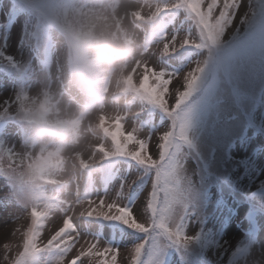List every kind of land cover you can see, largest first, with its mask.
<instances>
[{
	"label": "rangeland",
	"instance_id": "374dc122",
	"mask_svg": "<svg viewBox=\"0 0 264 264\" xmlns=\"http://www.w3.org/2000/svg\"><path fill=\"white\" fill-rule=\"evenodd\" d=\"M178 1L82 0V6L93 4L94 11L106 14L104 18L113 21L117 51L124 43L133 49L125 57V60L131 59L126 74L106 95L119 91L128 81L133 88L151 92L169 115L180 98L191 93L198 81L203 82L209 46L193 53L190 59L183 57V49H196L203 42L200 26L193 17L183 15V27L176 23L163 36L155 37L147 50L141 47L144 30L153 33L157 17ZM231 2H195L213 40L217 39L221 14ZM15 4L4 2L6 10H0V24L3 15ZM247 5L248 0H244L243 7ZM239 16L240 13L231 23L242 33L247 26L240 24ZM134 22L144 30L134 26ZM232 31L233 28H228L220 42H229ZM40 38L39 23L31 14H21L19 19L0 25V69L10 73V76L0 74V119L17 122L0 130V171L8 177L0 180V264H12L20 252L34 249L40 255L34 260L24 259L23 264H69L76 257L80 258L77 264H132L141 239L139 233L151 222L150 197L154 182L151 166L167 147L166 135L172 119L150 130L134 118L135 114L147 117L145 106L138 100L128 97L114 103L106 98L72 126L73 117L82 113L77 101L89 96L86 98L70 88L69 94H61L57 68L62 53L58 44L50 66L35 69L31 48L42 52ZM165 60L182 67L175 70ZM227 62L230 83L220 81L211 107L196 115L190 126L192 140L212 175L203 171L188 150L181 153L171 174L179 188L172 193L173 203L164 226L179 244L180 255L175 264H227L242 246L247 252L234 264H264V229L256 244L245 238L240 230L245 224L240 223L242 202H238V212L234 215L231 210L225 211L226 206H214L203 195L205 186L217 182L213 175L222 179L225 196L232 193L231 186L249 194L264 185V151L252 153L254 146L264 147V51L257 48L243 52L231 56ZM242 112L250 114L259 131L250 128L243 142H232L246 125ZM28 120L58 124L69 130L70 137L63 140L64 145H57L50 138H37L33 136L37 127L28 125ZM103 131L105 139L101 138L105 135ZM202 131L208 135L204 142L200 141ZM116 141L127 154L138 157L144 164L128 173L118 168L117 179L112 182V177L108 181L110 187L106 193L99 189L89 198L77 195L81 167L91 169L93 178L100 177L103 162L114 155ZM227 146H231L230 156L224 155ZM182 150L180 147L179 151ZM147 174L152 177L144 185L142 180ZM58 184L62 185L59 192L54 188ZM37 185L42 196L32 190ZM140 186H143L140 195L129 202L128 196ZM254 201L264 207V195L255 197ZM186 205L190 209L182 218ZM123 207L129 208L127 213L122 212ZM85 213L90 216L88 222L82 220ZM65 217L70 219V225L62 228ZM109 224L127 230L121 242H106L102 232Z\"/></svg>",
	"mask_w": 264,
	"mask_h": 264
},
{
	"label": "clouds",
	"instance_id": "9594fccd",
	"mask_svg": "<svg viewBox=\"0 0 264 264\" xmlns=\"http://www.w3.org/2000/svg\"><path fill=\"white\" fill-rule=\"evenodd\" d=\"M215 2V0H214ZM61 49L57 71L65 88L103 96L125 74L131 59H116V29L106 14L82 0H20Z\"/></svg>",
	"mask_w": 264,
	"mask_h": 264
},
{
	"label": "snow or ice",
	"instance_id": "6c2138e0",
	"mask_svg": "<svg viewBox=\"0 0 264 264\" xmlns=\"http://www.w3.org/2000/svg\"><path fill=\"white\" fill-rule=\"evenodd\" d=\"M244 0H232L231 5L225 6V11L221 14V21L218 24L217 39L213 41V45L209 46V60L207 65L211 69V72H216L220 66L227 64L228 59L238 52H250L255 49L264 51V0H248L247 7H243ZM217 9H220L218 4ZM240 13L239 22L241 25H246L247 30L243 36L240 35L238 27L232 25L231 21L237 19V14ZM220 14V13H218ZM228 28H233L230 34V41L227 43H221L223 33ZM203 75L201 76V81ZM201 90L200 82L198 81L193 88L192 98L198 91ZM215 95L214 88L209 86L203 90V94L196 103L192 104L191 108L184 114V118L192 126L194 112L197 104L208 103ZM6 103V102H5Z\"/></svg>",
	"mask_w": 264,
	"mask_h": 264
},
{
	"label": "bare ground",
	"instance_id": "6f19581e",
	"mask_svg": "<svg viewBox=\"0 0 264 264\" xmlns=\"http://www.w3.org/2000/svg\"><path fill=\"white\" fill-rule=\"evenodd\" d=\"M0 10H6V9L4 8V6H0ZM60 90L62 95L69 94L71 92L68 88L63 87L62 85L60 86ZM206 137H208V135L206 134V132L202 131V133L200 134V141L204 142Z\"/></svg>",
	"mask_w": 264,
	"mask_h": 264
},
{
	"label": "trees",
	"instance_id": "16d2710c",
	"mask_svg": "<svg viewBox=\"0 0 264 264\" xmlns=\"http://www.w3.org/2000/svg\"><path fill=\"white\" fill-rule=\"evenodd\" d=\"M116 144H118L117 142H116ZM119 147V146H118Z\"/></svg>",
	"mask_w": 264,
	"mask_h": 264
}]
</instances>
